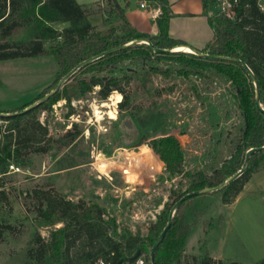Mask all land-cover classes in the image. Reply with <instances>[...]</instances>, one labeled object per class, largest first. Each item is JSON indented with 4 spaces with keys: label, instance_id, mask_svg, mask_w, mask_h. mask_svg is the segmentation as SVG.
<instances>
[{
    "label": "trees",
    "instance_id": "trees-1",
    "mask_svg": "<svg viewBox=\"0 0 264 264\" xmlns=\"http://www.w3.org/2000/svg\"><path fill=\"white\" fill-rule=\"evenodd\" d=\"M148 1L152 6H160L163 9V14L157 19L159 36L139 32L126 19L128 4L122 6L118 0H105L108 5L105 8L108 17L103 22L109 27L103 31L98 30L89 19L96 12L76 0H0V61L52 56L61 70L55 82L46 87L34 101L16 109L0 108L2 202L8 200L5 186L10 165L26 166L33 154L48 152L55 142V138L50 134L48 118L42 122L38 113L41 110L51 111L52 106L59 100H65L71 107L72 110L68 114L71 115L74 111L71 106L73 99H80L99 87L98 94L103 100L114 91L123 94L120 106H124L129 101L126 88L132 83L138 81L137 89L139 87L147 91L155 76L170 78L177 74L185 77L196 76L209 82H215L217 79L224 81L232 88L233 104L242 113V122L236 125L234 130H229L226 124H223V128L227 130L226 136L219 137L217 151L210 154L202 168L185 167L186 160L180 140L173 134L154 132L142 136L139 143H147L166 164L169 173L180 177L178 185L171 190L170 202L165 203L157 220L147 226L145 232L139 230L133 233L125 230L117 233L113 228L115 218H106V208L82 199H67L57 191L34 189L31 197L39 203L36 216L38 226L52 228L47 240L38 231L31 243L35 247L30 248L28 255L36 264H45L48 258L51 264H84L111 250L121 256H136L144 252L149 259L156 240L168 223L175 202L190 192L219 186L242 169L248 150L264 146V112L257 105V85L252 74L239 61L247 63L257 77L264 108V11L258 5L259 0H241L235 18L219 13L215 9L214 0H203L205 11H213L209 21L214 29V36L199 51L219 58H205L195 52L186 51L159 53L146 43H137L83 66L60 91L50 95L36 108L16 114L50 94L60 80L81 62L112 48L141 38H148L157 47L164 49L187 45L185 41L176 39L169 33V0ZM25 5L32 11H26ZM115 20H123V34H117ZM30 23L39 26V31L33 39L10 41L18 29ZM56 24L68 25L57 28ZM53 41L51 47L47 46ZM224 57L230 59H223ZM228 99L229 97H224L223 101ZM2 113L13 115H1ZM153 117V113L148 114L147 119L142 120V127L147 128V123L151 122ZM160 134V138H154ZM224 145L229 148V153L226 157L219 158L220 149ZM263 161L264 150L253 154L243 175L223 189L207 194L222 193L223 201L231 202L243 191L252 173ZM192 203L193 198H190L177 208L172 226L156 250L157 264H173V260L181 255L190 232L186 212ZM59 223L62 225L56 227ZM3 227L10 229L11 225L5 224ZM2 237L0 232V240ZM202 264L225 263L221 260L217 262L212 256L206 255ZM261 264H264V259Z\"/></svg>",
    "mask_w": 264,
    "mask_h": 264
},
{
    "label": "rangeland",
    "instance_id": "rangeland-1",
    "mask_svg": "<svg viewBox=\"0 0 264 264\" xmlns=\"http://www.w3.org/2000/svg\"><path fill=\"white\" fill-rule=\"evenodd\" d=\"M107 6L90 7L96 12L91 22L101 31L109 27L103 22L108 17ZM24 8L32 11L28 5ZM123 24V20L114 21L118 35L125 31ZM38 31L39 26L30 23L18 29L10 41L31 40ZM60 71L52 56L0 61V108L16 109L34 101L55 82ZM137 84L126 88L129 101L124 106H120L123 94L122 100L112 105L113 93L103 100L96 87L73 99L71 115L65 100H59L51 111H39L42 122L48 118L55 142L48 152L33 154L26 166L20 165L19 171L10 169L6 176L8 200L0 201V264H36L28 255L35 247L31 243L38 231L46 240L49 237L52 228L40 227L36 221L39 203L31 197L34 189L57 191L67 199H82L106 208V218H115L113 228L117 233L145 232L170 202L171 190L180 177L169 173L147 143H139L142 136L173 134L180 140L185 167L202 168L217 151L219 137L226 136L223 124L234 130L242 122V113L233 104L232 88L222 80L209 82L175 74L170 78L155 76L147 91L137 89ZM224 97L229 99L223 101ZM104 102L110 105L104 106ZM151 113L155 117L143 128L142 120ZM220 150L219 158L229 153L226 145ZM222 198V193L193 197L186 212L190 232L173 264H202L206 255L225 264H261L264 161L237 198L229 203ZM5 224L11 228H4ZM45 264H51L49 258Z\"/></svg>",
    "mask_w": 264,
    "mask_h": 264
},
{
    "label": "crops",
    "instance_id": "crops-1",
    "mask_svg": "<svg viewBox=\"0 0 264 264\" xmlns=\"http://www.w3.org/2000/svg\"><path fill=\"white\" fill-rule=\"evenodd\" d=\"M76 1L88 8L105 4V0ZM144 1L146 0H136L135 6L134 0H118L122 6L128 4L126 19L139 32L159 36L160 28L157 19L163 14V9L155 5H151L152 10L141 8L140 4ZM212 12V10L205 11L203 0H169L170 35L185 41L187 45L182 47L203 49L214 36V29L209 21ZM94 16L95 14L89 17L90 21ZM93 25L96 26V24Z\"/></svg>",
    "mask_w": 264,
    "mask_h": 264
},
{
    "label": "water",
    "instance_id": "water-1",
    "mask_svg": "<svg viewBox=\"0 0 264 264\" xmlns=\"http://www.w3.org/2000/svg\"><path fill=\"white\" fill-rule=\"evenodd\" d=\"M210 15H213V13H210ZM137 43H146V44H148V45H149L154 51L159 52V53H170V52H175V51H176V50H174V49H164V48H159V47H157V46H156V45H155L150 39H148V38H141V39H138V40H136V41H133V42H131V43H129V44L122 45V46H119V47H116V48H112V49H110V50H108V51L103 52V53L100 54V55H97V56H95V57H93V58H90V59L84 61V62H81V63H80L77 67H75V68H74L69 74H67L66 76H64V77L60 80L58 86H57L54 90H52V92H51L50 94H48V95L45 96L44 98H42V99L36 101L35 103H33L32 105L28 106L27 108H25V109H23V110H21V111H19V112H16V114L25 113V112H27V111H30V110L36 108V107L39 106L41 103H43L45 100H47L48 97H49L50 95H53V94L57 93L58 91H60L61 88L63 87V85H64V84H65V83H66V82H67V81H68V80H69V79H70V78H71V77H72V76H73V75H74V74H75L80 68H82L83 66H85V65H87V64H89V63H91V62H93L94 60L99 59V58H101V57H103V56H105V55H108V54L114 53V52H116V51H118V50H121V49H123V48H126V47H128V46H131V45H134V44H137ZM191 50H192V52L197 53V54H198L199 56H201V57H205V58H219L218 56H213V55H210V54H208V53L201 52V51H199V50H197V49H194V48H192ZM223 59H230V58H226V57H224ZM239 61H240L245 67H246V69H247V70L250 72V74H252V76H253V79H254V81H255V83H256V85H257V105H258L259 109L262 110V111L264 112V108H263V106H262V104H261V96H260L259 81H258L257 77L253 74V72H252L251 68L248 66V64L245 63V62L242 61V60H239ZM1 115H13V114H12V113H2ZM262 150H264V146H263V147H259V148L255 147V148H252V149L248 150L247 153H246V158H245V162H244V164H243L242 169H241L239 172H237L235 175H233L232 177L226 179V180H225L222 184H220L219 186H217V187H213V188H208V189H202V190H198V191H194V192H190V193L184 195L182 198H180L177 202H175L174 206L172 207V209H171V211H170V215H169L168 223H167V225L164 227L162 233L160 234V236H159L158 239L156 240V242H155V244H154V246H153V248H152V250H151V253H150V256H151V264H157V263H156V260H155L156 250H157V248L160 246V244L162 243V241H163V239L165 238V236H166L167 232L169 231V229L171 228L172 223H173L174 214H175L177 208H178L183 202L187 201V200L190 199V198H193V197H195V196L202 195V194H207V193L212 192V191H216V190H221V189H223L227 184H229L230 182L234 181L235 179H237V178H239L241 175H243V174L247 171V169H248V167H249V160H250L251 156H252L253 154L257 153V152L262 151Z\"/></svg>",
    "mask_w": 264,
    "mask_h": 264
},
{
    "label": "built area",
    "instance_id": "built-area-1",
    "mask_svg": "<svg viewBox=\"0 0 264 264\" xmlns=\"http://www.w3.org/2000/svg\"><path fill=\"white\" fill-rule=\"evenodd\" d=\"M241 4V0H214L215 9L226 15L229 18H235L237 9ZM258 5L264 11V4L259 0ZM141 8L152 10L151 4L148 0L140 4ZM213 13V12H212ZM12 171H19L20 167L14 164L10 165ZM151 263V256L148 259L146 253H141L136 256H121L115 250H111L106 254H101L84 264H149Z\"/></svg>",
    "mask_w": 264,
    "mask_h": 264
},
{
    "label": "bare ground",
    "instance_id": "bare-ground-1",
    "mask_svg": "<svg viewBox=\"0 0 264 264\" xmlns=\"http://www.w3.org/2000/svg\"><path fill=\"white\" fill-rule=\"evenodd\" d=\"M174 50L192 52V50L189 47H182V46L175 47ZM110 100L112 101L111 104L115 105L116 103H118L122 100V94L118 91H114ZM109 105H110V103L104 102V106H109ZM113 112H112V117H114V113H115V112L114 113Z\"/></svg>",
    "mask_w": 264,
    "mask_h": 264
}]
</instances>
